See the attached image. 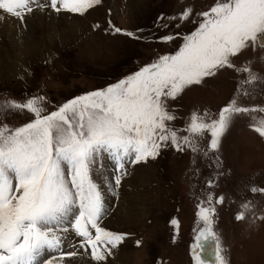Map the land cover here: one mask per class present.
Returning <instances> with one entry per match:
<instances>
[{
    "label": "snow or ice",
    "instance_id": "snow-or-ice-1",
    "mask_svg": "<svg viewBox=\"0 0 264 264\" xmlns=\"http://www.w3.org/2000/svg\"><path fill=\"white\" fill-rule=\"evenodd\" d=\"M101 0H0V12L21 23L35 7L51 8L84 16ZM186 7L177 16L159 18L179 21V27L192 16ZM197 27L190 33H168L158 38L170 44L182 43L173 54L158 56L122 79L103 89L77 96L56 110L47 112L43 96H34L23 103L5 100L0 113L27 111L33 119L12 127L0 124V264H78L82 254H89L95 264H103L112 250L124 242L127 234L109 231L101 226L107 215L104 196L92 173L98 161L110 158L115 164L112 177L113 195H118L126 165L155 160L162 148L169 145L177 151L186 148L198 152L197 138L208 135L205 151L219 153L222 138L235 118L249 115L250 125L264 138V113L261 106H243L241 96H250L257 81L264 78L254 72L251 61L237 67L233 58L251 47L264 48V0H215L207 11L196 13ZM3 19V16H0ZM99 27V25H96ZM137 39L132 32L114 28ZM240 74L236 92L218 114L193 112L183 129L170 122L176 119L168 102L177 99L187 88L201 85L223 69ZM244 74H247L244 78ZM183 131L187 135H180ZM216 162L219 165V156ZM208 188L214 187L212 181ZM253 194L264 189L252 187ZM224 196L215 198L223 204ZM211 192L197 205V228L193 229L190 255L194 264H229L222 237L216 229L217 210ZM251 201L241 204L235 219L243 221L252 212ZM264 220V216L259 217ZM173 242L179 235V220L173 218ZM81 238L77 247L65 241L69 231ZM94 230V233H93ZM141 241H136L140 246ZM46 253H56L44 258Z\"/></svg>",
    "mask_w": 264,
    "mask_h": 264
},
{
    "label": "rangeland",
    "instance_id": "rangeland-1",
    "mask_svg": "<svg viewBox=\"0 0 264 264\" xmlns=\"http://www.w3.org/2000/svg\"><path fill=\"white\" fill-rule=\"evenodd\" d=\"M40 2L45 3L46 0ZM130 2L101 0L100 5L84 16L65 12L58 15L50 7L44 10L35 7L31 14L25 16L23 23L10 16L17 21L21 31L29 29L32 32L27 42L34 45L28 50L21 37L16 38L17 42L20 41L18 46L7 36H0V56L7 58L8 63L5 68L0 66V76L3 77L0 78V103L5 100L23 103L31 97L43 96L46 100L42 106L51 112L77 96L106 88L139 71L158 56L173 54L182 40L178 38L170 44H163L158 42V38L168 33H190L198 26L193 23L199 19L196 13L207 11L215 0H135L134 6ZM186 7L193 9L188 21L177 27L179 21L168 20L165 21L168 28L160 26L161 15L177 16ZM0 15L9 18L2 12ZM41 15L51 22L47 27L57 29L53 44L44 24L35 27L28 23ZM62 16L75 18L86 27L77 36L59 37L63 30L60 32L58 29L66 28L61 23ZM114 28L132 32L138 38L114 33ZM247 61H251L252 70L264 78V48L253 50L249 47L233 58L237 67ZM6 69L11 71H8V76L4 73ZM246 76L244 74V78ZM240 79L235 70L225 68L215 77L206 78L203 84L187 88L177 99L168 102L169 110L176 116L170 123L178 130L183 129L193 112L203 114L208 111L215 118L236 92ZM252 87L255 90L251 95L241 96L239 102L246 107H264V83L257 81ZM252 115L260 117L264 113ZM32 119L27 111L0 113V124L7 123L12 127ZM252 123L249 115L236 117L222 138L219 153L204 154L209 140L205 134L203 139L197 138L198 152L188 148L177 151L169 145L161 149L155 160L126 165L128 175L123 178L118 195H113L111 190L114 186L112 177L116 174L114 162L107 158L106 170V156L98 161L92 176L96 173L107 175L110 182L101 190L107 209L101 226L127 234L124 242L112 250V255L103 264H192L188 248L193 240V229L198 225L195 211L209 192L214 199L221 195L225 198L222 205L215 204L213 200V206L217 210L216 229L222 237L229 264H264V220L259 218L264 216V194L250 191L252 187L264 189V138L252 130ZM180 135L187 133L181 131ZM129 180L130 183L124 186ZM209 181L214 187L208 188ZM128 198L132 199V205H127L132 207V213L139 218L137 213L143 212L144 217L140 221L117 222L113 216L117 206L124 201L126 203ZM246 201L252 202V212L246 215L245 220L237 221L236 214ZM173 218L180 223L175 243V230L171 225ZM64 235L67 236L66 250H77L67 246L73 243L78 247L81 238L71 230ZM136 241H141L140 246ZM78 250L83 255L81 259L95 264L90 258V249L87 255L83 254V249ZM66 264L71 263L66 261Z\"/></svg>",
    "mask_w": 264,
    "mask_h": 264
},
{
    "label": "bare ground",
    "instance_id": "bare-ground-1",
    "mask_svg": "<svg viewBox=\"0 0 264 264\" xmlns=\"http://www.w3.org/2000/svg\"><path fill=\"white\" fill-rule=\"evenodd\" d=\"M131 2V5L132 6H134V2H135V0H130ZM0 14H1V12H0ZM4 14V13H3ZM4 15H7V14H4ZM1 16V15H0ZM43 15H41V16H35V19H30L31 21H28V23L30 24L31 23V25L33 24L34 26L35 25H38V26H42V24H44V26H48V24H50L51 22L49 21V19L48 20H46V16H43ZM7 17H9V18H6V17H3V19H0V36L1 37H4V36H7L8 37V39H10L13 43H15V42H17V37H21L22 39H23V41H26L25 43L27 44V49L28 50H31L30 48H32V46L31 45H34V44H32V43H30V42H27V41H29L28 39H29V37L31 36H29V34H31L32 32L30 31L29 32V29H26L27 30V32H24V31H21L20 30V28L18 27V25H17V21H14V20H12V18H10V16L8 15ZM70 18V17H69ZM69 18H67L66 16H62L60 19H61V23H63V27L65 28V29H58V31H60L61 32V30H63L62 32L63 33H60L58 36L60 37V36H63V35H65V36H67V35H70L71 37H73V36H77L78 35V33L79 32H81L83 29H84V27H86L81 21L79 22V21H77V20H75V18L74 19H69ZM37 21L36 23L34 22V21ZM34 22V23H33ZM27 23V24H28ZM26 25V24H25ZM58 25V24H57ZM36 27V26H35ZM48 29V34H49V38H51L52 40H50L51 42V44H53L54 42H53V40H56L55 39V35H57L56 34V31H57V29H52V28H50V27H47ZM41 29V28H40ZM86 29V28H85ZM46 31V30H45ZM47 32V31H46ZM52 32V33H51ZM57 36V37H58ZM33 37V36H32ZM31 37V38H32ZM66 38H68V37H66ZM19 40V39H18ZM33 41V40H32ZM19 42L20 41H18L17 42V44H15V45H20L19 44ZM34 42V41H33ZM36 47V45L34 46V48ZM24 55V54H23ZM22 55V56H23ZM7 58H5L3 55L2 56H0V66H7ZM6 62V63H5ZM5 68V67H4ZM1 69H3V68H1ZM9 69V68H8ZM8 69H6L5 71L6 72H4L7 76H8V74H10L11 73V71H9ZM10 73H9V72ZM3 73V75L5 76V74ZM8 73V74H7ZM2 76H0V78H1ZM3 78V77H2ZM5 78V77H4ZM105 162H106V166H105V168H106V170H107V165H108V161H107V157H106V160H105ZM104 171V170H103ZM93 179L95 178L96 180H98L97 181V183L99 184V186H100V188H101V190H103L108 184H110V182L108 181V177H107V175H105V176H102L101 174H98V173H96L95 175L93 174ZM95 181V180H94ZM146 181V180H145ZM143 182H144V179H143ZM128 183H130V180L129 181H127V182H125L124 183V186H126ZM141 183V182H140ZM105 192H107V191H105ZM106 194V193H105ZM106 200V199H105ZM132 199L131 198H128L127 200H126V203H125V201L123 202V203H118L119 205L117 206V209H116V211H115V214L113 215L114 217H115V219L117 220V222L119 221V222H122L123 221V223H129V222H134V220H138V221H140V219L141 218H143L144 217V214H143V212H141V213H137V214H139L140 215V217L138 218L136 215H135V213H132V207L130 206V208H128L127 207V205H129V204H131V201ZM117 202V201H116ZM132 205V204H131ZM144 211V210H143ZM140 212V211H139ZM126 225V224H125ZM54 253H46L45 254V257L44 258H48L49 256H51V255H53ZM82 257H83V255H82ZM70 263L71 264H73V262L72 261H70ZM80 264H90L88 261H85L84 260V258L83 259H81L80 260Z\"/></svg>",
    "mask_w": 264,
    "mask_h": 264
}]
</instances>
